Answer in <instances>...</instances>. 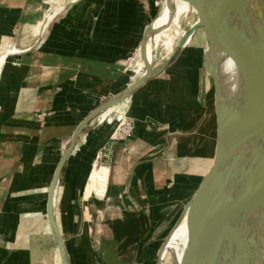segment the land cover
I'll list each match as a JSON object with an SVG mask.
<instances>
[{
    "label": "crops",
    "instance_id": "0c3cea01",
    "mask_svg": "<svg viewBox=\"0 0 264 264\" xmlns=\"http://www.w3.org/2000/svg\"><path fill=\"white\" fill-rule=\"evenodd\" d=\"M38 1L0 0V39L13 32L17 47L27 42L28 31L43 13ZM61 9L56 8L43 22L40 30L48 29L46 37L40 34L27 51L14 48L0 56V64L5 62H2L4 57H9L0 72V264H61L46 209L52 177L63 155H58L59 143L64 141L66 133L70 141L80 122L101 106L103 97L113 98L127 89V65L134 52L140 49L145 66L152 58L145 33L157 11L151 0H78ZM171 10L172 6L167 16ZM154 29L153 36L158 33ZM203 49L194 60L182 54L173 63L177 58L174 57L160 74L144 81L127 99L114 106L120 105L133 127L127 137L122 136L111 147V153L117 155L111 162L108 196L115 199L121 189L126 190L116 202L126 207V211L111 221H142L146 202L140 195L146 186L173 182L174 194H168L169 201L165 203L169 206L178 202L176 183H182L187 168L189 182L198 160L193 158V142L195 138L199 142L205 140L209 131ZM85 109L88 111L79 113ZM41 114L47 115L43 124H39ZM89 124L76 143L80 142L79 150L86 153L79 158L71 154L66 159L55 195V221L68 262L152 264L160 236L159 232L154 233L155 229L147 237V246L143 239L147 231L141 228L136 232L133 228L137 224L121 232L116 242L106 235L98 245L92 244L90 235L83 229L82 185L77 176L85 166L89 177L97 156L94 154L86 161L87 153L97 151L108 137L106 134L93 141L100 131L89 129ZM198 125L199 133L194 129ZM84 135L87 137L83 140ZM44 189L40 221L45 228L36 230L33 228L39 222L33 223L29 215L20 211L29 207L28 194ZM84 199H88L85 192ZM56 200H60V206L74 209L66 236L58 226ZM33 204L39 206L41 201ZM77 221L76 231L72 230ZM158 228L155 231H160Z\"/></svg>",
    "mask_w": 264,
    "mask_h": 264
},
{
    "label": "water",
    "instance_id": "95a60500",
    "mask_svg": "<svg viewBox=\"0 0 264 264\" xmlns=\"http://www.w3.org/2000/svg\"><path fill=\"white\" fill-rule=\"evenodd\" d=\"M188 1L204 18L195 26L202 29L208 44L201 59L208 87L209 131L193 175L199 180L159 245L154 264L166 261H160V252L181 222L186 231L182 256L176 263L168 252L175 264H226L234 252L264 232V48L260 53L255 49L257 35L236 0ZM176 54L155 72L148 66L136 85L92 111L73 132L53 174L46 206L61 264L69 262L55 221V195L60 171L80 133L89 121L157 75ZM223 55L236 67L237 85L232 94L226 91L218 70Z\"/></svg>",
    "mask_w": 264,
    "mask_h": 264
},
{
    "label": "rangeland",
    "instance_id": "374dc122",
    "mask_svg": "<svg viewBox=\"0 0 264 264\" xmlns=\"http://www.w3.org/2000/svg\"><path fill=\"white\" fill-rule=\"evenodd\" d=\"M73 1L74 0H39L38 8L42 10L43 13L41 15V19L35 24V26H32V28H30V30L28 31L29 40L27 42H24L23 44L18 45L17 47L15 44V40L13 38L14 37L13 32H10V34L8 35H4L0 39V56L11 50H14V48H18L20 51L29 50L33 46V43L37 41V38L40 34H42L43 37H46L48 29L45 28L43 31L40 30L46 17L58 7H62L60 11L64 10L63 8ZM151 1L157 9L156 16L154 17V19H156L162 14L164 7H165L166 0H151ZM169 6H170L169 9L172 6V10L170 14L166 17V19H164L154 29V30H158V33L155 34L154 36L152 35V39H151L152 63L150 65L152 72H155L158 69H160V67H162L176 52L177 54L175 58L176 57L177 58L173 60V63H175L178 60V57L182 54L184 55L187 54L190 56V59L194 60L198 57V54L200 53L202 48H204L203 49L204 53L207 50V46H206L207 44L205 42L206 39L204 37L202 29L200 28L195 29L189 41L184 40L185 36L186 38H188L189 33L187 34V32L190 26H191L190 32H192V29H193V26L196 20L198 19V17H201L200 13L198 14V11L196 10V8H194L192 4L189 5L188 0H169ZM196 15H197V19L195 20ZM154 19L151 21V23L154 21ZM200 21H203L202 17ZM151 23L147 26L146 31L150 27ZM39 44L40 43H38V45ZM196 44L199 46L200 50L197 49ZM139 51L140 49L134 52V54L130 56L128 60L127 88H129L130 85L134 84L138 80L140 74H145L147 70V66H145V64L143 65L142 63V58L139 54ZM8 59L9 57H6L5 62H7ZM164 69L165 67L159 72V74ZM0 72H1V69H0ZM110 99L111 98L103 97L99 104L103 105ZM119 107L120 105L114 107L111 110L102 112L101 114H99L98 116H96L89 122L90 123L89 129L100 131L99 134H97L96 136L92 138L93 141H95L96 139L103 138L106 134L108 137H107V141H104V143L101 145V147H99V149H97V151L93 150L91 151V153H87L89 157L86 161H89L91 156H93L94 154H95L94 156H97L95 161H98L97 158L99 154L101 153L102 148L105 147V145H107L108 143H110V140L115 133H117V135L112 144V149L115 143L121 140L122 136L127 137L126 134L131 133L133 125L130 122V119L127 117V114L125 113V111H122L123 109H119ZM84 111L87 112L88 110L85 109L79 113L83 114ZM46 116H47L46 114H41L39 116L38 118L39 124L44 123V119ZM194 129L199 133L200 125L195 126ZM84 134H87V133L85 132ZM85 136L86 135L83 136V140ZM195 140L193 142L194 147H195L193 151V158L198 159L197 157L198 155L201 154L200 152H201L202 147H204L205 142L204 140H201L199 142L198 138L196 141ZM51 143L52 142H49V144ZM79 143L78 145L77 144L75 145L73 151L71 152V154L75 156L76 158H79L82 153H86L84 151L82 152L79 150L78 148L80 146ZM59 145L60 147H59L58 155L61 156L69 145V134L66 133V137L64 141L60 142ZM116 155L117 153H111L110 155L109 162H108L110 168H111L112 159H113V162L116 160ZM98 163H100V161H98ZM195 166L196 165L194 164L189 182L187 181L188 180L187 178L189 177V174H188L189 169L187 168L186 171L183 172L182 174L183 176H185V178H183L184 180H182V183L181 184L176 183L177 184V187H176L177 196H179V199L176 200L178 201L177 204H173L169 206H166L167 204H165V203H168L169 201L168 200L169 196L167 195L173 193L172 190L175 186L173 182H167L164 185L162 184L160 186L156 185L155 187H150V185L146 186V189H143V192H141V195H140L141 197H143V200L146 202L145 210L143 214L144 219L142 221L133 222V223H121L115 220L111 221V218L113 219L117 214L122 215L126 211V207L116 204L117 199L121 200L120 198L124 196V194L126 193V190L124 189H121L119 191L120 198L118 195H116L115 199H112L108 196V192L106 191L105 196L101 199L94 195H91L87 200L84 199L85 186L88 181L89 171H87V167L85 166L81 167L80 168L81 171H79V174L77 176V181L82 185V189L80 190V203H81L80 204L81 206L80 216H81V219L84 218V222L82 221L81 223L83 224V227H84L83 229L86 231V233L90 235L92 244L98 245V242H100V238L106 235H107V238H110L115 241L118 238V236L121 234V232H124V231L127 232V230L130 229L132 225L137 224L135 225L136 227L133 228L136 232L137 230L140 232L141 228H144V230L147 231V233L143 237L144 245L146 244L147 246L149 242L147 237L152 234L154 229L156 230L157 227H159L160 231L154 230V233L159 232L160 234L159 240L157 242V246L154 248L155 250L152 256L151 262L152 264H154L155 255H156L159 245L164 240L168 230L170 229V227L173 225L176 218L178 217L180 210L182 209L184 203L188 199L190 192L192 191L191 190L192 186L195 185L197 180H199L198 179L199 177L196 178L193 176L195 173V168H196ZM66 172H68V169L67 171H65V174ZM65 181H68V178L66 176H65ZM110 181H111V172L109 173L107 188L109 187ZM185 186L187 187L185 188ZM31 193L32 194H28L29 195L28 197L29 207H27L24 210H21L20 212L24 215L25 214L29 215L33 223L34 221L39 222V223L36 222V226H34L33 229H36V230L44 229L45 228L43 227L44 222L42 220L40 221V219L43 216L42 202L44 201L46 190L45 189L43 191L33 190ZM38 200L41 201V205L39 206L34 205L33 203L37 202ZM58 201L56 200V204H57L56 213H57V219H58L57 222H58V226H59L61 233L64 234V236H66L68 234L67 229L70 223L69 220H70V217L74 209H73V206H69V205L60 206L59 204L60 200ZM86 208H88L87 213H89V216L85 212ZM131 209L135 210V207L133 208L131 207ZM40 223H42V226H40L41 225ZM182 223L183 222L179 223L177 227L175 228V230ZM77 225H78V221L74 223L72 230H75ZM73 235H75V232L74 234L72 233V236ZM66 240H69V238H66ZM115 242L114 244H116ZM120 244L121 243H118L117 246H120ZM172 246L173 245H171L170 248L167 250L163 260H160L162 262L166 260L164 264H175L174 259L172 257V253L174 255L176 263L178 262V260H180L177 257H175V254L172 250ZM170 251L172 253H170L169 254L170 256H168V252Z\"/></svg>",
    "mask_w": 264,
    "mask_h": 264
},
{
    "label": "bare ground",
    "instance_id": "6f19581e",
    "mask_svg": "<svg viewBox=\"0 0 264 264\" xmlns=\"http://www.w3.org/2000/svg\"><path fill=\"white\" fill-rule=\"evenodd\" d=\"M236 2L238 3V7L240 11L244 14L247 22L250 24L252 28V32H254L255 35H257L254 43L256 47L255 49H257L258 53H260L264 48V0H236ZM169 7H170L169 0H166L162 14L151 23L147 31V43L150 53H152L151 39H152L153 29L156 25H158L164 19H166V16L170 10ZM51 16L49 17V19L52 18ZM196 19H197V15L195 20ZM200 20L201 17H198V19L196 20L193 26L192 32H190L191 31V26H190L187 32V34L189 33V35L188 38L185 39V41H189L195 29L197 28L195 25ZM5 59L6 57L2 59V62L5 61ZM151 63H152V58L150 59V63L147 65V67L150 66ZM3 64L4 62L0 64V69ZM218 68H219V74L221 75L222 83L226 87L225 88L226 91L228 92V94H232L235 91L237 85V72L235 65L229 58L223 55L222 60L219 61ZM143 77L144 74H142L134 84L130 85L129 88L136 85L137 82ZM116 135L117 133H115L112 136L110 143H108L107 145H105V147L102 148L101 153L97 158L98 161H100V163H98V161H95V163L91 167L88 181L85 187L86 198H89L91 195H94L101 199L105 196V193L107 191L109 173H110V167L108 162L111 155V147L116 138ZM87 209L88 208L85 209L86 213H87ZM87 215L89 216V213H87ZM175 228L173 229V231L171 232V234L169 235L167 241L163 246L162 252L159 257L160 260H163L167 250L170 248L171 245H173L172 250L175 254V257L180 259L182 256L184 244L186 241L185 240L186 231H185L184 223H182L176 230ZM226 264H264V232L259 237L255 238L254 240L245 244L244 246L239 248L236 252H234V254H232L229 257Z\"/></svg>",
    "mask_w": 264,
    "mask_h": 264
},
{
    "label": "built area",
    "instance_id": "2783aa9c",
    "mask_svg": "<svg viewBox=\"0 0 264 264\" xmlns=\"http://www.w3.org/2000/svg\"><path fill=\"white\" fill-rule=\"evenodd\" d=\"M51 20V19H50Z\"/></svg>",
    "mask_w": 264,
    "mask_h": 264
}]
</instances>
